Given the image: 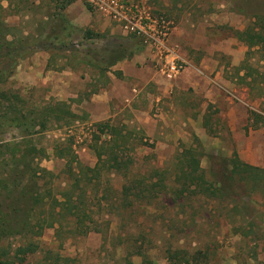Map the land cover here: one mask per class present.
I'll use <instances>...</instances> for the list:
<instances>
[{"label": "rangeland", "instance_id": "obj_1", "mask_svg": "<svg viewBox=\"0 0 264 264\" xmlns=\"http://www.w3.org/2000/svg\"><path fill=\"white\" fill-rule=\"evenodd\" d=\"M127 1L173 23L170 43L186 60V69L171 86L160 73L161 82H156L152 75L156 69L145 60L130 66L137 83L129 85L112 67L108 74L113 80L104 86L99 70L82 62L81 52L98 50L107 39L127 34L90 0H78L67 9L70 20L99 36L85 41L82 31L77 38L83 42L77 46L80 52L36 51L19 61L13 75L0 78L3 209L24 189L43 191L46 184L41 172L30 178L21 163L2 164L9 157L4 155L6 141L27 144L30 139L21 133L22 111L42 112L52 105L72 112L50 119L47 129L27 144L28 149L36 148L34 167L54 173L56 191L69 184L68 160L93 167L99 154L106 159L101 178L97 185H88L84 199L103 232L58 237L55 228L48 227L39 236L28 232L22 236L0 228V235L7 233L0 236V264H126L127 260L188 264L185 256L189 264H264V186L245 188L235 180L233 194L219 199L181 195L176 178L178 157L189 147L200 153L208 178L212 171L221 173L222 160L235 152L245 162L264 168V49L250 48L239 36L256 23V15H264V0ZM48 3L28 0L31 10L9 16L7 23L34 31L52 12ZM141 52L148 50L144 47ZM99 87L113 88L116 96L122 91L138 94V100L130 105L113 96L110 111H99L90 99ZM15 116L18 125L11 121ZM104 123L115 130L103 134L100 124ZM117 161L122 168L112 166ZM144 176L156 183L155 188L148 192L142 186L144 195L129 196L133 203L129 205L122 200V187ZM41 211L36 209L34 222ZM31 240L37 250L18 255L17 249ZM177 251L183 258L172 259ZM197 251L207 257L197 254L201 258L196 261Z\"/></svg>", "mask_w": 264, "mask_h": 264}, {"label": "trees", "instance_id": "obj_2", "mask_svg": "<svg viewBox=\"0 0 264 264\" xmlns=\"http://www.w3.org/2000/svg\"><path fill=\"white\" fill-rule=\"evenodd\" d=\"M78 0H49L48 5L52 12L48 15L47 20L39 25L34 31L26 32L16 25H9L7 18L9 16L22 14L31 10L28 0H0V78L6 80L13 75L18 67L19 61L36 51L62 52L66 55L78 53L79 42L77 38L79 33L83 31V40H91L99 36L98 33L91 28H80L76 26L69 18L67 9ZM6 2V4H5ZM256 23L248 26L239 36L248 42L250 48L264 49V15H256ZM143 40L133 34L124 36H113L107 39L105 45L98 50L89 48L87 52H81L82 62L90 64L99 70V77L105 79V85L110 82L108 72L118 62L131 59L144 49ZM80 58V57H79ZM118 75L120 73H117ZM103 87L96 88L92 91L97 93ZM3 97L11 102V98L6 93ZM14 98V97H13ZM17 98V96H16ZM15 104L10 103L11 109L15 112ZM66 106V103H64ZM66 108V107H65ZM8 112V110H7ZM21 133L28 136L27 144L35 134L45 131L48 127L50 119L60 116L59 119L72 112L61 110L57 106L48 105L42 112L30 110L22 111ZM256 116H259L258 114ZM15 116L11 119L16 123ZM67 118V117H66ZM19 124L18 122L16 123ZM101 132L105 135L112 133L113 126L109 123L100 124ZM27 144H10L8 141L3 145L6 148L4 155L8 154L7 159H3L2 164L21 163L25 167L24 172H28L30 178L37 176L39 172L43 174L46 184L43 191L23 190L20 196H14L11 204L6 206V210L0 206V228H5L11 234L19 233L26 235V232L33 233L36 236L41 235L44 229L50 227L55 228L58 237L68 234H89L92 231L103 232L104 227L98 221L91 218V211L87 202L84 200L87 196L88 185L101 178L102 169L106 163V159L102 154L98 155V161L93 167H89L80 163L77 159L68 160L65 173L69 178V184L62 190L56 191L52 177L54 173L45 168L34 167L36 148L28 149ZM31 145V144H30ZM22 147V148H21ZM10 152V153H7ZM200 153L192 147L184 150L178 157V169L176 178L181 183L180 194L192 193L201 194L210 198L224 199L233 194L234 181H239L243 187L250 185L258 188L264 186V168L251 165L241 159L239 154L235 152L231 158L222 160L221 173L219 170L212 171V178H208L206 171L202 168L199 158ZM76 164V165H74ZM115 169L122 168L117 161L112 165ZM129 175L126 178L129 180ZM214 178V179H213ZM130 184L122 187V200L129 205V196H141L144 193L141 187H147L146 191L153 190L156 183H152L148 176H144L139 180L130 179ZM140 186L137 189V187ZM164 186V185H163ZM22 203V204H21ZM20 207V208H19ZM42 211L38 214L39 219L36 222V209ZM43 215V217L40 216ZM91 218V219H89ZM17 227V228H16ZM20 227V229H18ZM108 228V227H107ZM7 233L3 232L4 236ZM38 245L34 241H28L24 246H20L16 253L27 254L37 250ZM202 257H207L201 251L196 252V261ZM181 257V251L175 252L171 256ZM183 258V256H182ZM185 263L190 262L189 258L184 257ZM13 264V262L11 263ZM126 264H134L131 260H127Z\"/></svg>", "mask_w": 264, "mask_h": 264}, {"label": "built area", "instance_id": "obj_3", "mask_svg": "<svg viewBox=\"0 0 264 264\" xmlns=\"http://www.w3.org/2000/svg\"><path fill=\"white\" fill-rule=\"evenodd\" d=\"M97 8L119 23L126 34H133L150 48L160 65V71L173 77L186 69L187 62L170 45L172 22L166 16L154 14L140 3L127 0H90Z\"/></svg>", "mask_w": 264, "mask_h": 264}, {"label": "crops", "instance_id": "obj_4", "mask_svg": "<svg viewBox=\"0 0 264 264\" xmlns=\"http://www.w3.org/2000/svg\"><path fill=\"white\" fill-rule=\"evenodd\" d=\"M171 45V43H170ZM171 47L174 48L173 45H171ZM148 53L147 52H140L137 55H135L131 61H128V59L122 60L120 62H118L115 66H113L114 68H118L120 70V72L116 73H120V75L123 76V79L125 80V82H128L129 85H133L134 83H137L138 80L135 78V75H133L134 73L130 70V66L134 65L137 62H143V61H148L149 63H151V65L154 69H156V72H154L153 78H155L156 82H161V79L159 80L158 78V74L160 73V75L166 80L167 83H169L171 86H173V83L175 82V80L177 79V77L182 73L173 76V77H168L167 75H165L163 72L160 71V65L157 62L156 58H155V54L153 52H151L150 48H147ZM109 75V74H108ZM113 75V74H111ZM109 77L113 80V78L109 75ZM160 77V76H159ZM134 90H136L134 88ZM138 94H134L131 92L128 93H124L123 91L118 93L117 96L113 91V88H107L104 87L102 89H100L97 93H93L90 97L91 101V105L93 107V109H99V111H103V112H107L110 111V105H111V101H112V97L116 96L117 98H123L124 100L129 101V104H136V101L138 100L137 98ZM87 101V100H86ZM95 112V110H93Z\"/></svg>", "mask_w": 264, "mask_h": 264}]
</instances>
